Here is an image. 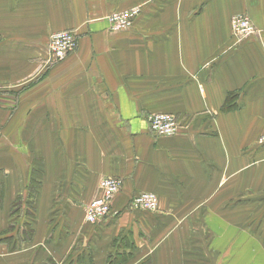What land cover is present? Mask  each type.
Segmentation results:
<instances>
[{
	"label": "crops",
	"instance_id": "1",
	"mask_svg": "<svg viewBox=\"0 0 264 264\" xmlns=\"http://www.w3.org/2000/svg\"><path fill=\"white\" fill-rule=\"evenodd\" d=\"M240 13L257 33L237 40ZM64 29L76 49L47 67ZM153 112L178 132L154 135ZM0 121V264H188L186 232L241 227L231 203L264 190V0H0ZM103 176L121 187L89 223ZM141 191L156 211L129 207Z\"/></svg>",
	"mask_w": 264,
	"mask_h": 264
},
{
	"label": "built area",
	"instance_id": "2",
	"mask_svg": "<svg viewBox=\"0 0 264 264\" xmlns=\"http://www.w3.org/2000/svg\"><path fill=\"white\" fill-rule=\"evenodd\" d=\"M139 6H132L125 10L113 11L104 18L109 29L114 31L128 30L131 28L135 17L140 13ZM231 30L237 40L252 36L257 31L250 16L246 13L233 15L230 20ZM77 44V34L73 30L65 29L51 33L47 43L49 58L53 61L66 56L69 50H73ZM150 131L157 136L175 135L180 127L178 119L166 112H153L146 116ZM2 123L0 121V136ZM257 144L264 146V131L257 138ZM99 189L101 194L95 196L85 211V220L89 223H98L106 219L111 213V203L121 187V180L113 176L100 178ZM129 206L135 209L156 211L158 199L155 193L141 191L130 200Z\"/></svg>",
	"mask_w": 264,
	"mask_h": 264
},
{
	"label": "rangeland",
	"instance_id": "3",
	"mask_svg": "<svg viewBox=\"0 0 264 264\" xmlns=\"http://www.w3.org/2000/svg\"><path fill=\"white\" fill-rule=\"evenodd\" d=\"M135 6H139L140 9H142L141 5ZM256 33L257 31L255 34ZM75 49L76 47L73 50H69L65 57L75 51ZM51 58L52 57L48 58L46 61L48 63L47 67H50L64 59L62 58L60 60L53 61ZM175 118L177 119L176 116ZM100 181L101 179H99L98 184H100ZM263 191L264 190L255 194L256 196H250V192L243 191L242 198L234 201V203H231L232 205H237V207L241 208V227L236 226L235 229H233V226H228L232 225L231 223H227V221L231 220L232 217L226 214L224 215V220L227 224L224 226L225 229H217L216 227L215 229H210L203 226H199L197 228L193 226L191 231L186 232L185 241L187 242V247L185 248V251L188 255L191 253L193 254V258L190 257L189 259H195L190 260V263L188 264H216L215 262L210 263V261L205 260L207 255H223L226 257L231 256L233 258L237 257V259L225 260V262L220 264H256L250 262L251 260L247 262V259L257 256H264ZM91 201L87 204L86 208L91 203ZM238 259H240V261Z\"/></svg>",
	"mask_w": 264,
	"mask_h": 264
}]
</instances>
